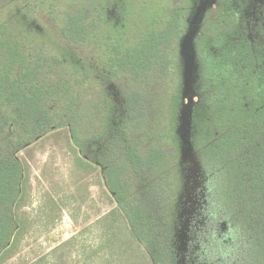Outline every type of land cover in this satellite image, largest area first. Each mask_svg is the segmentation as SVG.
Returning a JSON list of instances; mask_svg holds the SVG:
<instances>
[{
  "label": "trees",
  "instance_id": "obj_1",
  "mask_svg": "<svg viewBox=\"0 0 264 264\" xmlns=\"http://www.w3.org/2000/svg\"><path fill=\"white\" fill-rule=\"evenodd\" d=\"M224 7L216 8L195 37L200 82L190 142L205 182L188 227L185 261L177 241L182 222L173 212L168 180L181 169L180 85L156 117L150 114L161 105L153 85L174 71L179 13L94 62L110 80H130L122 109L89 74L71 70L43 46H26L0 24V264L19 252L29 229L21 212L29 166L19 153L63 128L78 165L101 170L114 204L107 217L117 228L105 245L121 258L125 251L128 264H264V14L254 25L253 14ZM87 20L89 12L70 13L63 36L75 46L89 39Z\"/></svg>",
  "mask_w": 264,
  "mask_h": 264
},
{
  "label": "rangeland",
  "instance_id": "obj_2",
  "mask_svg": "<svg viewBox=\"0 0 264 264\" xmlns=\"http://www.w3.org/2000/svg\"><path fill=\"white\" fill-rule=\"evenodd\" d=\"M0 0V24L9 26L26 46L59 57L71 70L86 72L109 90V97L122 109L123 90L130 87L129 79L113 78L95 65L107 60L112 48L125 49L146 33L164 26L169 16L179 13L182 32L173 42L171 71L153 88L160 92L161 105L150 113L156 117L166 107L165 100L179 89L185 95L184 121L180 126L183 153L181 169L168 180L173 212L182 225L177 234L182 261L188 248L189 224L201 203L205 175L197 153L190 142L191 116L189 97L199 101L198 65L195 37L206 19L216 13L219 5L235 7L248 13L249 0ZM89 12L92 30L89 39L77 46L62 33L66 19L75 10ZM209 10V13L206 11ZM248 10V11H247ZM205 17V23L200 24ZM38 47V48H37ZM186 79V85L184 80ZM186 86V94H185ZM170 93V96H169ZM170 102V101H169ZM160 105V106H159ZM118 109V108H117ZM19 157L29 166L28 197L21 212L28 217L29 229L21 249L6 264H32L44 258L42 264H128L126 252L118 257L108 245L117 228L108 218L114 204L100 168L85 170L76 161L70 148L68 128L53 131L35 141ZM173 182V183H172ZM172 188H177L172 191Z\"/></svg>",
  "mask_w": 264,
  "mask_h": 264
},
{
  "label": "flooded vegetation",
  "instance_id": "obj_3",
  "mask_svg": "<svg viewBox=\"0 0 264 264\" xmlns=\"http://www.w3.org/2000/svg\"><path fill=\"white\" fill-rule=\"evenodd\" d=\"M249 2H250V5H249V7H251V9H249L250 11L248 12V14L249 15H254L255 17H253V19L252 20H254V25H259V20H260V17H256V16H258V14L260 15L261 13H263L264 14V0H249ZM81 10V9H80ZM209 10L210 9H208L207 11H206V13H209ZM82 11V10H81ZM248 11V10H247ZM247 14V13H246ZM200 19L202 20L203 18L202 17H200ZM204 19H205V17H204ZM202 20V22L200 23V24H203V23H205L204 21L205 20Z\"/></svg>",
  "mask_w": 264,
  "mask_h": 264
},
{
  "label": "water",
  "instance_id": "obj_4",
  "mask_svg": "<svg viewBox=\"0 0 264 264\" xmlns=\"http://www.w3.org/2000/svg\"><path fill=\"white\" fill-rule=\"evenodd\" d=\"M195 54H196V49H195ZM186 79L184 80V84L186 85ZM196 93V92H195ZM185 94H186V86H185ZM184 97H185V95H184ZM189 102H190V105H191V108H190V116L192 115V108H193V105L195 104L194 103V100H193V98L192 97H189ZM186 107H187V104L185 105ZM185 106H184V108H183V110H182V121H184V110L186 109L185 108Z\"/></svg>",
  "mask_w": 264,
  "mask_h": 264
}]
</instances>
